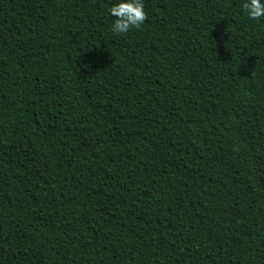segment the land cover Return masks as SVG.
Instances as JSON below:
<instances>
[{
    "label": "trees",
    "instance_id": "1",
    "mask_svg": "<svg viewBox=\"0 0 264 264\" xmlns=\"http://www.w3.org/2000/svg\"><path fill=\"white\" fill-rule=\"evenodd\" d=\"M118 2L0 0V264H264V18Z\"/></svg>",
    "mask_w": 264,
    "mask_h": 264
},
{
    "label": "clouds",
    "instance_id": "2",
    "mask_svg": "<svg viewBox=\"0 0 264 264\" xmlns=\"http://www.w3.org/2000/svg\"><path fill=\"white\" fill-rule=\"evenodd\" d=\"M243 8L253 20L264 18V0H245ZM110 14L116 17L112 31L120 34L140 28L147 18L143 0H119L110 8Z\"/></svg>",
    "mask_w": 264,
    "mask_h": 264
}]
</instances>
